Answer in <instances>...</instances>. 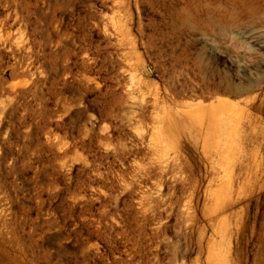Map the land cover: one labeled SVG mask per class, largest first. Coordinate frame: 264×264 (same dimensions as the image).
<instances>
[{
  "label": "rangeland",
  "instance_id": "1",
  "mask_svg": "<svg viewBox=\"0 0 264 264\" xmlns=\"http://www.w3.org/2000/svg\"><path fill=\"white\" fill-rule=\"evenodd\" d=\"M0 264H264V0H0Z\"/></svg>",
  "mask_w": 264,
  "mask_h": 264
},
{
  "label": "bare ground",
  "instance_id": "2",
  "mask_svg": "<svg viewBox=\"0 0 264 264\" xmlns=\"http://www.w3.org/2000/svg\"><path fill=\"white\" fill-rule=\"evenodd\" d=\"M217 103H218L217 105H211L210 107L212 108L213 112L215 113V117H217V121L219 122V125H222V120H221V113L222 112L220 111V108H222V105H221L222 103L221 102H217ZM227 104H225V105H227ZM227 117H229V116H227ZM227 119H229V118H227Z\"/></svg>",
  "mask_w": 264,
  "mask_h": 264
}]
</instances>
